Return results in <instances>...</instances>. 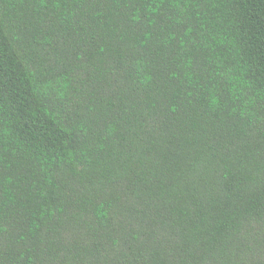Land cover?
Masks as SVG:
<instances>
[{
	"label": "trees",
	"instance_id": "trees-1",
	"mask_svg": "<svg viewBox=\"0 0 264 264\" xmlns=\"http://www.w3.org/2000/svg\"><path fill=\"white\" fill-rule=\"evenodd\" d=\"M0 264H264V0H0Z\"/></svg>",
	"mask_w": 264,
	"mask_h": 264
}]
</instances>
